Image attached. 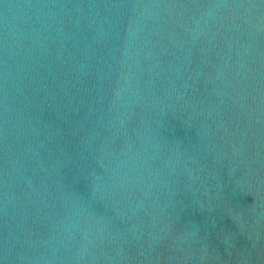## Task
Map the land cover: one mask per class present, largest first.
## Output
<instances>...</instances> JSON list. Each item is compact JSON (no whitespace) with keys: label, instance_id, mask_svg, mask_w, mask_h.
<instances>
[{"label":"water","instance_id":"1","mask_svg":"<svg viewBox=\"0 0 264 264\" xmlns=\"http://www.w3.org/2000/svg\"><path fill=\"white\" fill-rule=\"evenodd\" d=\"M0 264H264V0H0Z\"/></svg>","mask_w":264,"mask_h":264}]
</instances>
